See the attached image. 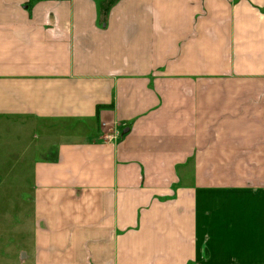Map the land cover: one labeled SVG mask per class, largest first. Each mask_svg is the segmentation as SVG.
I'll return each mask as SVG.
<instances>
[{"label":"crops","instance_id":"crops-1","mask_svg":"<svg viewBox=\"0 0 264 264\" xmlns=\"http://www.w3.org/2000/svg\"><path fill=\"white\" fill-rule=\"evenodd\" d=\"M0 118V264H264V0H0Z\"/></svg>","mask_w":264,"mask_h":264},{"label":"rangeland","instance_id":"rangeland-1","mask_svg":"<svg viewBox=\"0 0 264 264\" xmlns=\"http://www.w3.org/2000/svg\"><path fill=\"white\" fill-rule=\"evenodd\" d=\"M29 122L28 120H15V119H8V118H0V180L5 177V174L8 170L9 164H14L13 162H19L24 157V152L26 151L27 147L30 146L32 142H35V140H38L37 134H41V129H36L32 133V137H27L23 135L20 137V133L18 131V127L20 125L25 126V124ZM13 127H16V130L14 132ZM104 131V130H102ZM101 131V132H102ZM99 136H103V133H99ZM33 138V139H32ZM32 139V140H31ZM109 142L116 143L117 137L113 139V141L108 140ZM41 140L39 139L38 142L40 143ZM16 173V171H14ZM7 176H11L10 173L6 174ZM15 176H11L12 182H15ZM19 181V180H18ZM8 183L6 182H0V190L7 186ZM21 186V184H19ZM21 201H6V200H0V208H7L10 204H16L20 203ZM12 207H14L12 205Z\"/></svg>","mask_w":264,"mask_h":264},{"label":"built area","instance_id":"built-area-1","mask_svg":"<svg viewBox=\"0 0 264 264\" xmlns=\"http://www.w3.org/2000/svg\"><path fill=\"white\" fill-rule=\"evenodd\" d=\"M104 127H108L106 123L103 124ZM116 133H107L106 131H103V135L106 136L107 138H111V139H114L116 137L115 135Z\"/></svg>","mask_w":264,"mask_h":264}]
</instances>
